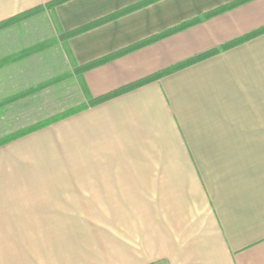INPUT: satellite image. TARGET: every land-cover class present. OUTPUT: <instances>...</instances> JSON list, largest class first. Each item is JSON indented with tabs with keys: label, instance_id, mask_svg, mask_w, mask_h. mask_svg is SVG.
<instances>
[{
	"label": "crops",
	"instance_id": "obj_1",
	"mask_svg": "<svg viewBox=\"0 0 264 264\" xmlns=\"http://www.w3.org/2000/svg\"><path fill=\"white\" fill-rule=\"evenodd\" d=\"M50 1L0 0V138L56 114L31 103L43 56L19 26ZM236 1L46 8L76 78L66 107L172 70L1 145L0 220L88 235L99 264H264V0L205 17Z\"/></svg>",
	"mask_w": 264,
	"mask_h": 264
},
{
	"label": "rangeland",
	"instance_id": "obj_2",
	"mask_svg": "<svg viewBox=\"0 0 264 264\" xmlns=\"http://www.w3.org/2000/svg\"><path fill=\"white\" fill-rule=\"evenodd\" d=\"M19 22L25 33L26 47L34 45L30 50L40 51L45 57L30 61L42 66L39 76L34 77L36 82L47 85L34 91L31 103L35 106L38 104L41 112L49 110L58 114L70 109L66 106L74 101L75 87L60 86L73 84L76 78L63 74L70 63L63 44L56 41L59 31L50 11L38 9L19 18ZM24 223L28 221L16 218L0 220V264H99L92 258L96 252L88 235H30L34 231L44 230L23 226L26 225ZM67 230L72 231L65 228L57 231Z\"/></svg>",
	"mask_w": 264,
	"mask_h": 264
},
{
	"label": "trees",
	"instance_id": "obj_3",
	"mask_svg": "<svg viewBox=\"0 0 264 264\" xmlns=\"http://www.w3.org/2000/svg\"><path fill=\"white\" fill-rule=\"evenodd\" d=\"M65 1H67V0H52V1L48 2V3H46V4L44 5V7L48 8V9H53L55 6H57V5H59V4L63 3V2H65ZM246 1H248V0H238V1H236V2H234V3H232V4H230V5H227V6H223V7L217 8V9H215L214 11H211V12L207 13V14L205 15V17H209V16H212V15L219 14V13H221V12H223V11L229 9V8H232V7H234V6L238 5V4H241V3L246 2ZM119 14H121V12H120V13H116V14L111 15V16H108V17H106V18H104V19H101V20H99L98 22H96L95 24H98V23H101V22H105V21L111 20V19L115 18L116 16H118ZM195 21H198V20H195ZM195 21H192V22H190V23H187V24L181 26L180 28H183L184 26H187V25H189V24H191V23H193V22H195ZM95 24H94V25H95ZM92 25H93V24H92ZM90 26H91V25H90ZM88 27H89V26L84 27V29H86V28H88ZM76 32H77V31L70 32V33H68V34H66V35H67V36H70V35H72V34H75ZM171 32H172V31H171ZM171 32H167V33H163V34H160V35H157V36L150 37V38H148V39H146V40H144V41H141V42H139V43H137V44H135V45H132V46H130V47H127V48H125V49H123V50H121V51H119V52H116V53L110 54V55H108V56H106V57H103L102 59H100V60H98V61H96V62H94V63H92V64H90V65L84 66V67L81 68V70H82V71H83V70H86L88 67H90V66H92V65H96V64H100V63H105V62H107V61H109V60H111V59H113V58H115V57H117V56H119V55H122V54L128 53V52H130V51H132V50H135V49H137V48H139V47H141V46H144V45H146V44H149V43H151V42H154L155 40H157V39H159V38H161V37H164V36L170 34ZM197 59H198V58H197ZM194 60H196V59H193L192 61H194ZM171 70H172V69H169V70H166V71L160 72V73H158V74H156V75H154V76H152V77H150V78H148V79H146V80H144V81H141V82H138V83H133V84H131V85H128V86L123 87V88H120V89H118V90H115V91H113V92H110V93H108V94H105V95H103V96H100V97H98V98H89L87 104H84V105H82V106H77V107H73V108L67 109V110H65V111H62V112H60V113L54 115V116H51V117H48V118H46V119L40 120V121L36 122L35 124H33V125H31V126H28V127L24 128V129H22V130H19V131L15 132V133L8 134V135H6V136L0 138V146H1V145H4V144H7V143H9L10 141L15 140V139H17V138H20V137H22V136H25V135H27V134H29V133H32V132L37 131V130H39V129H42V128H44V127H46V126H48V125H50V124H52V123H54V122H57V121H59V120H62V119H64V118H66L67 116H69V115H71V114H74V113H76V112H78V111H81L82 109H84V108H86V107H88V106H94V105L100 104V103H102V102H104V101H106V100H109V99H111V98H113V97H115V96H118V95H120V94H122V93H125V92H127V91H129V90H132V89H134L135 87H137V86H139V85L145 83L146 81H149V80H151V79H153V78H155V77H157V76H160V75H162V74H165V73H167V72H169V71H171ZM84 89H85V88H84Z\"/></svg>",
	"mask_w": 264,
	"mask_h": 264
}]
</instances>
